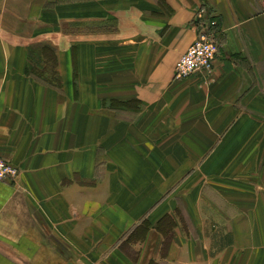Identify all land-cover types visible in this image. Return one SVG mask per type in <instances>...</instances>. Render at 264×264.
I'll use <instances>...</instances> for the list:
<instances>
[{
    "label": "crops",
    "instance_id": "0c3cea01",
    "mask_svg": "<svg viewBox=\"0 0 264 264\" xmlns=\"http://www.w3.org/2000/svg\"><path fill=\"white\" fill-rule=\"evenodd\" d=\"M0 158V264H264V0H0Z\"/></svg>",
    "mask_w": 264,
    "mask_h": 264
},
{
    "label": "built area",
    "instance_id": "2783aa9c",
    "mask_svg": "<svg viewBox=\"0 0 264 264\" xmlns=\"http://www.w3.org/2000/svg\"><path fill=\"white\" fill-rule=\"evenodd\" d=\"M194 22L197 39L178 58L175 67V80H183L193 76L208 78L218 55L217 44L210 39L208 30L216 26L211 15L200 11ZM18 176V169L0 158V181L13 180Z\"/></svg>",
    "mask_w": 264,
    "mask_h": 264
}]
</instances>
